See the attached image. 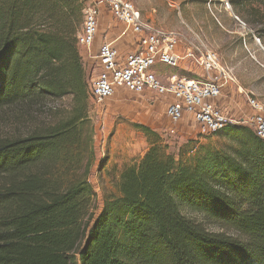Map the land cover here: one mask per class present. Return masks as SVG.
I'll use <instances>...</instances> for the list:
<instances>
[{
	"label": "trees",
	"instance_id": "obj_1",
	"mask_svg": "<svg viewBox=\"0 0 264 264\" xmlns=\"http://www.w3.org/2000/svg\"><path fill=\"white\" fill-rule=\"evenodd\" d=\"M82 9V0H0V112L67 95L86 105ZM81 114L0 135V264H264V140L250 126L216 132L231 140L224 148L188 140L174 153L137 125L149 147L94 214L84 177L62 187L49 173L78 163L69 150L80 146Z\"/></svg>",
	"mask_w": 264,
	"mask_h": 264
},
{
	"label": "rangeland",
	"instance_id": "obj_2",
	"mask_svg": "<svg viewBox=\"0 0 264 264\" xmlns=\"http://www.w3.org/2000/svg\"><path fill=\"white\" fill-rule=\"evenodd\" d=\"M150 1H155L158 7L162 6V2H165L169 5V9H173V11L175 7L183 8L185 6V11H188L186 19L181 21L184 17L179 14H177V18L183 29L188 32L186 45L189 46L190 43L203 44L216 54L217 59L218 53L224 50L227 43L225 29L238 31L239 35L243 36L245 33L254 35L260 40V45L264 50L263 26L261 25V17L258 14L264 15V4L261 2L251 0L249 4L241 6L234 4L237 0H183L177 6L172 0ZM82 2V22L75 38L76 47L87 75L89 91L91 80L99 73L98 62L95 58L97 51L96 39L98 42H109V24L114 29H120L121 25L124 34L129 32V29L121 22L115 21L111 14L109 15L108 6L102 5L98 9V34L95 42L91 46L80 45L77 42V35L82 29L83 11L88 7L95 6L97 0H82ZM226 2H228L231 10L225 8L224 4ZM247 7L250 9V13ZM254 12L259 18L256 19L253 16ZM233 14L243 24L237 23L232 18ZM109 16L112 19L110 22ZM174 18L168 19V28H164L165 25L160 27L173 30L170 26ZM249 37L258 52L264 55L261 47L250 35ZM189 56L192 62L202 69L199 54L193 51ZM162 65L171 69L170 72L164 73L165 80H162L164 84H167V78L171 76V73L177 67ZM252 70L255 72L254 69ZM203 75L204 78L205 74L203 73ZM248 88L249 90L264 92L262 85L246 87V89ZM243 96L245 110H247L246 113L249 111L248 114L240 115L239 121L230 115H227V117L231 123L249 126V119L253 114V110L248 103V98L251 95L247 92ZM166 100L167 98L157 96L152 92L146 91L143 95H140L119 87L113 97L99 104L88 92L86 105H79L78 101L67 95L26 107L13 106L0 112V135H26L37 125H52L58 121L68 119L75 111L76 113L79 110L84 111V116L81 114L83 122L79 126L80 146L69 150L74 158H78V163L66 167L61 166L59 163L55 164L49 173L55 177L53 179H56L62 187L68 185L74 178L84 177L94 193L92 203L93 213L96 214L102 207L103 200L106 197L118 194L121 170L129 165L137 164L149 147L146 136L137 128V125L146 126L158 133L174 153L177 152L178 148L184 146L188 140L195 142V146H198V144L206 145L209 149H221L231 143V140L220 133L201 136L198 123L194 121L193 116L189 113H185L180 121L171 122L165 114ZM215 105L219 107L217 104ZM183 214L196 221H203L200 215L187 209H183ZM207 224H210L208 225L209 230L218 229L211 223Z\"/></svg>",
	"mask_w": 264,
	"mask_h": 264
},
{
	"label": "built area",
	"instance_id": "obj_3",
	"mask_svg": "<svg viewBox=\"0 0 264 264\" xmlns=\"http://www.w3.org/2000/svg\"><path fill=\"white\" fill-rule=\"evenodd\" d=\"M102 5L108 6L112 18L126 26L137 41L136 50L125 54H120L109 42H100L95 55L99 73L89 85V92L97 104L113 97L117 89L122 87L140 95L148 91L167 98L165 114L168 119L176 123L185 113L191 114L198 123L201 136L213 135L231 123L224 111L211 102L220 96L221 87L230 79L228 72L219 66L216 54L203 44L190 43L186 50L187 56L193 51L199 54L205 77L192 79L170 76L167 84H164L152 68L158 63L170 67L179 65L180 56L176 53V48L182 35L143 19L132 2L97 0L95 6L84 9L82 29L77 35L80 45L91 46L95 42L98 34V9ZM224 5L231 10L228 2ZM232 18L243 24L236 15L233 14ZM253 39L263 50L260 40L254 35ZM256 62L262 66L259 61ZM248 103L253 110L249 126L258 138L264 140L263 106L252 98Z\"/></svg>",
	"mask_w": 264,
	"mask_h": 264
},
{
	"label": "crops",
	"instance_id": "obj_4",
	"mask_svg": "<svg viewBox=\"0 0 264 264\" xmlns=\"http://www.w3.org/2000/svg\"><path fill=\"white\" fill-rule=\"evenodd\" d=\"M128 1L134 4L137 12L143 19L150 20L158 27L165 25L164 28H168V19L175 17L170 26L173 30L170 31L179 32L182 35V38L176 48V53L180 56L179 65L177 66V69L173 70L171 76L192 79L203 78V70L200 66H197L194 62H192L190 56L185 54L188 46L185 41L187 39L186 37L189 35L188 32L181 26V22L178 21L177 14L180 16L183 15L184 18L181 21H184L188 12L185 11L186 7H175V10L173 11V9H169V5L165 2H162V6L158 7L155 1ZM182 1L183 0H172V2L177 6ZM110 21H112V19L109 16V22ZM121 29V25L120 29H114L109 24V43L114 46L120 54L135 51L137 38L134 37L130 31L124 34ZM249 35L253 38V35L251 34L245 33L243 36L241 34L239 35L238 31L225 29L227 43L224 50L218 53L220 66L228 72L230 79L224 83L220 96L212 102L217 104L226 115H230L237 121H239L240 115H247L249 112L248 111L246 113L247 110H245L246 107L244 106L245 102L243 95L247 92L250 93V98L257 100L262 104L264 110V92L249 90V88L246 89V87H251L252 85H262V87H264V55L258 52ZM96 43L98 49L100 42H98L97 39ZM255 59L260 61L262 66L258 64ZM252 69H254L255 72ZM152 70L160 80H165L164 73L166 74L171 71L169 67H164L160 63L153 66ZM241 94L243 95L241 96ZM250 98H248V100Z\"/></svg>",
	"mask_w": 264,
	"mask_h": 264
}]
</instances>
